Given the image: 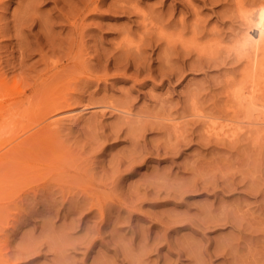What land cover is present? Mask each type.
<instances>
[{"label": "rangeland", "instance_id": "374dc122", "mask_svg": "<svg viewBox=\"0 0 264 264\" xmlns=\"http://www.w3.org/2000/svg\"><path fill=\"white\" fill-rule=\"evenodd\" d=\"M94 1L0 0V79L9 83L8 97L0 88V154L9 140L17 142L57 119L58 140L53 138L64 147L52 155L49 142L38 139L27 147L26 167H0L2 264H264V108L237 113L236 120L243 118L232 139L237 145L226 138L218 140L220 147L204 145L195 136L208 134L210 120L201 114L213 116L218 127L233 115L239 100L225 97V88L241 79L246 59L234 45L248 30L264 67V17L259 16L260 26L247 22L264 14V0H97L96 9ZM245 13L250 17L242 21ZM55 96L68 100L67 107L49 113L46 103ZM175 127L192 143L176 154L154 149L174 142ZM133 149L142 154L134 162ZM192 160L201 162L204 173L198 168L197 175H206L196 176L201 181L192 178ZM208 165H216L217 172ZM233 167L242 170L234 177L240 178L237 186ZM205 178L216 189L186 188L191 180ZM228 181L230 189L223 187ZM2 182H14L13 187L6 190ZM164 183H172L170 189ZM250 184L253 192L246 188ZM144 190L150 191L145 195ZM224 207L238 209L244 225L241 215H236L239 223L235 217L240 225L233 227L197 224L208 210L224 214ZM182 216L189 219L180 222Z\"/></svg>", "mask_w": 264, "mask_h": 264}, {"label": "bare ground", "instance_id": "6f19581e", "mask_svg": "<svg viewBox=\"0 0 264 264\" xmlns=\"http://www.w3.org/2000/svg\"><path fill=\"white\" fill-rule=\"evenodd\" d=\"M68 1V0H67ZM91 1V0H90ZM78 2H80V1H78ZM82 2V1H81ZM84 2H85V0H84ZM97 0L96 1H94L93 3H94V5L92 6L93 8H97V7H99L98 6V4H97ZM68 3V2H67ZM72 3H74V2H72ZM87 3V2H86ZM90 3L91 2H89V5H90ZM88 4V3H87ZM92 4V3H91ZM110 4V3H109ZM76 5V4H75ZM85 5V4H84ZM109 6V5H108ZM241 6V5H240ZM77 7V6H76ZM83 7V6H82ZM122 7V6H121ZM78 8V7H77ZM93 8H91V9H93ZM237 8V7H236ZM240 9H243V7L242 8H240ZM124 11H125V9H123ZM127 10V9H126ZM76 11V10H75ZM77 11H79V10H77ZM76 11V12H77ZM73 12V11H72ZM75 13V12H74ZM78 13V12H77ZM86 14V13H85ZM76 15V14H75ZM242 14H240V16H241ZM243 15H246V13L245 14H243ZM255 15V14H254ZM253 15V16H254ZM247 17L245 18H243V20L242 21H245V20H248L249 19V17L250 16H248V15H246ZM252 16V18H250V20H248L247 22L248 23H251V24H254V26H256L257 24L260 26V23H258V22H260V20H259V16H261V17H264V14H262L261 12L258 14H256V16H254L253 17ZM69 17V16H68ZM241 17H243V16H241ZM260 17V18H261ZM73 18V17H72ZM75 18V17H74ZM82 18V17H81ZM80 19V18H79ZM245 19V20H244ZM261 20H262V18H261ZM246 23V22H245ZM70 24V23H69ZM247 24V23H246ZM248 25V24H247ZM247 25H245V26H247ZM253 26V25H252ZM248 28V27H247ZM251 28V27H250ZM255 28V27H254ZM71 29V28H70ZM256 30H257V28H256ZM252 34V31L250 30H248L247 32H246V34H244L243 35V38H242V40H240V38L238 39V40H240V41H238L237 42V44L236 45H234V46H236L235 48H238V49H240L239 50V52L240 53H243L244 52V56H245V59H246V62H244V63H246L245 64V67H244V69L243 68H241L242 69V73H241V79H240V77H239V80H237L238 81V84L237 83H235V82H237L235 79V82H233V83H235V84H237V85H225L226 87L227 86H229L228 87V89H226L225 88V90H228V91H225L226 93V95H225V97L227 96V95H229V96H231V97H233V99L235 98L236 99V101L237 100H239L237 103V107H234L235 108V110L234 111H232V114L234 115H230L231 116V118H230V116L229 115H227V114H225V113H223V114H225V115H227V116H229L228 117V121L229 122H227V124H225L224 122V126L222 125H220L219 127L217 126V123H215V122H213V120L212 119H214V118H211L210 119V117H213V116H211V115H207V114H204V115H202L201 113V117H203V118H208V120H210V121H208L207 123L205 122V124L207 125L206 126V132L205 133H208V134H204V135H199V136H197L198 134H196L195 136H196V139H200L201 141H203V143H205L204 145H206V144H209V143H212V144H215L216 142V145L218 144V143H220V139H222V143H223V140H225V138H226V140L225 141H231L234 137H236V135L238 134V133H240L239 132V130L241 129L239 126L241 125H237V124H239L238 122H240L242 119H240V121H238V120H236L235 119V117L237 116V113H238V115H239V112L242 110V109H247L249 106H252V108H254V107H258V106H261V108H264V102H262V101H264V96H261V94H260V92H261V89H264V88H261V85L259 86V84H261L262 83V81L261 80H264V79H261V76H262V74H264V73H262V71H264V70H262L261 71V68H264V67H262L261 66V63H260V61L258 60V59H256L257 58V55H258V52L259 51H261L260 50V48L259 49H254V47H255V45H253L254 44V40L256 39V38H253V36L251 35ZM259 40L261 41V39H260V36H259ZM233 46V45H232ZM234 48V47H233ZM249 48H250V50L251 51H249ZM262 49V48H261ZM236 53H238V52H236ZM239 53V54H240ZM241 55V54H240ZM244 66V65H243ZM239 72V71H238ZM238 74V73H237ZM233 75V74H232ZM1 76V75H0ZM90 78V77H89ZM5 79V78H4ZM227 79H228V77H227ZM231 79V78H230ZM85 80V79H84ZM228 81H230V82H227V80H226V82L228 83V84H232V81L231 80H228ZM259 81H261V83H259ZM94 82V81H93ZM227 83H225V84H227ZM7 84H9L8 82H6L5 80H2V79H0V88H2V89H4V91H6L7 90V86H9V85H7ZM224 86V87H225ZM262 87H264V86H262ZM230 88V89H229ZM9 89V88H8ZM8 91V90H7ZM7 91H6V96L8 95V93H7ZM67 95V94H66ZM70 95V94H69ZM72 96V95H71ZM228 96V98L227 99H229V98H231V97H229ZM261 96V97H260ZM1 97H4L5 98V96H1ZM8 97V96H7ZM6 97V98H7ZM68 97V96H67ZM66 98V97H65ZM80 99V98H79ZM232 99V98H231ZM224 100H226V99H224ZM230 100V99H229ZM25 100H23V102H24ZM68 101V100H67ZM62 96H61V98L60 97H57V96H55L54 98L52 97L51 99H49V102H47L46 103V109L47 110H50L49 111V113H53V112H56V111H60V110H63V109H65V107H67V105H66V102H67ZM72 101V100H71ZM234 101V100H233ZM236 101L234 102V103H236ZM229 103H230V101H228ZM5 103V102H4ZM3 103V104H4ZM193 103H195V102H193ZM231 103H232V101H231ZM6 104V103H5ZM20 104V103H19ZM10 105V104H9ZM15 105V104H14ZM22 105H25V104H21V106ZM228 105V104H227ZM8 105H6V107H7ZM20 106V105H19ZM106 106V105H105ZM198 106V105H197ZM229 106V105H228ZM231 106V105H230ZM5 107V108H6ZM11 107H14L13 106V103H12V105H11ZM11 107L10 106H8L7 107V109L8 108H10L11 109ZM49 107V108H48ZM112 108L111 109H115V110H117L118 112H119V114L121 113V112H123V111H121V110H119L118 109V106L117 107H113V106H111ZM200 108H201V106H199ZM198 107V108H199ZM5 108H4V110H5ZM107 108L109 109V105H107ZM122 108V107H121ZM127 108H129V107H127ZM197 108V107H196ZM225 108V107H224ZM228 108V107H227ZM106 109V108H105ZM202 109V108H201ZM200 109V110H201ZM211 109V108H210ZM213 109V108H212ZM218 109V108H217ZM230 109V108H229ZM229 109H227V111H229ZM257 108H255V110H256ZM3 110V109H2ZM126 110V109H125ZM199 110V109H198ZM215 110V109H214ZM220 110V109H219ZM219 110H217V111H219ZM250 110H253V109H250ZM6 111V113H7V110H5ZM5 111H2V113L3 112H5ZM68 111H70V110H68ZM113 111V110H112ZM128 111V110H127ZM206 111V110H205ZM227 111H226V113H227ZM230 111H231V109H230ZM9 112H11L10 110H9ZM126 112V111H125ZM122 113V114H125L126 115V113ZM209 112H210V110H209ZM223 112V111H222ZM221 112V113H222ZM224 112H225V110H224ZM242 112H244V110H242ZM262 112V111H261ZM12 113V112H11ZM14 113V112H13ZM12 113V114H13ZM46 113V112H45ZM48 113V112H47ZM57 113H59V112H57ZM66 113V112H65ZM64 113V114H65ZM189 113V112H188ZM202 113H204L203 111H202ZM212 113V112H211ZM220 113V112H219ZM219 113H218V115H219ZM220 113V114H221ZM4 114V113H3ZM215 114V113H214ZM217 114V113H216ZM231 114V113H230ZM128 115V114H127ZM190 115H192L191 113H190ZM207 115V116H206ZM5 116V115H4ZM221 116H223V115H221ZM220 116V117H221ZM227 116H225V118L227 117ZM233 116V117H232ZM44 117H45V115H44ZM217 116H215V118H216ZM130 118V117H129ZM230 118V119H229ZM241 118V117H240ZM45 119V118H44ZM52 119V118H51ZM57 119V118H56ZM126 119V118H125ZM165 119V118H164ZM195 119V118H194ZM227 119V118H226ZM9 120V119H8ZM58 120V119H57ZM57 120H51V121H45V123L43 124V125H41V124H39L40 126H39V128H37V129H35V131L33 132V133H29L28 135H26V136H24L21 140H17V142H16V140L14 139L15 138V136H14V140L15 141H13V140H9V147L3 152V153H1L0 154V167H4V166H9L10 167V165H11V167H19L20 165H21V167H23V165H24V167H26V162L27 161H25L24 162V159L26 160V158L25 157H27L26 155H28L27 153H28V149H29V147L31 148L32 147V145H35L37 142L39 143L40 141L39 140H44V141H48L49 143H48V146H47V152H49V153H52V155L54 154H56V155H58V154H60L61 153V151H64V147H62L60 144L62 143H60L59 141V143H57L56 141L58 140L57 139V137H56V133L58 132V131H56V129L59 127L58 125V127H56V128H54L55 126H56V124L58 123V121ZM60 120V119H59ZM167 120V119H166ZM170 120H171V118L169 119V120H167V122L169 121L170 122ZM212 120V121H211ZM41 121V120H40ZM44 121V120H43ZM61 121V120H60ZM128 121V120H127ZM250 121V120H249ZM248 121V122H249ZM254 121V120H253ZM179 122V121H178ZM212 122V123H211ZM126 123V122H125ZM131 123H133V122H131ZM161 123V122H160ZM171 124L173 123V122H170ZM237 123V124H236ZM129 124V123H128ZM177 124V123H176ZM175 124V125H176ZM179 124V123H178ZM197 124V123H196ZM250 124V123H249ZM254 124V123H253ZM257 124V123H256ZM144 125V124H143ZM150 125V124H149ZM153 125V124H152ZM164 125V124H163ZM167 125V124H166ZM193 125H195V124H193ZM2 126V125H1ZM6 126H7V124H6ZM13 126V125H12ZM141 126V125H140ZM154 126H156L155 124H154ZM160 126V125H159ZM170 127H172V126H174V125H169ZM181 126V125H180ZM183 126V125H182ZM250 126V125H249ZM3 127V126H2ZM10 127V126H9ZM120 127V126H119ZM145 127V126H144ZM158 127V126H157ZM184 127H187L186 125H184ZM258 127V126H257ZM8 128V127H7ZM118 128V127H117ZM150 128V127H149ZM149 128H148V130H149ZM156 128V127H155ZM165 128V127H164ZM3 129V128H2ZM12 129H14L13 127H12ZM134 130H135V128H133ZM133 129L132 130H130V131H133ZM162 129V128H161ZM179 129V128H178ZM177 129V127H175L174 128V132L175 133H173V132H171V131H173V128H171V133L172 134H175V136H174V142H173V140L172 139H170V140H172L171 142L169 141L168 143L167 142H165V144L162 146L161 145V147L158 145H156V146H154V147H156V148H154V149H156L157 151L158 150H162L163 152L162 153H182V147H184L185 145H187V144H189L190 142L192 143V139H188V137H187V135H189L188 133H187V135H186V133H185V131L182 133V131H180L179 132V130ZM191 129V128H190ZM1 130V129H0ZM7 130H9V129H7ZM32 130V129H31ZM56 132H54V131ZM59 130V129H58ZM142 130H144L143 128H142ZM184 130H186L185 128H184ZM188 130V129H187ZM193 130V129H192ZM250 130V129H249ZM249 130H247V131H249ZM6 131V130H5ZM139 131V130H138ZM241 131V130H240ZM251 131V130H250ZM249 131V132H250ZM8 132V131H7ZM164 132V131H163ZM187 132V131H186ZM188 132H189V130H188ZM195 132V131H194ZM253 132V131H252ZM52 133H54V136H53V134ZM177 133V134H176ZM185 133V134H184ZM244 133V132H243ZM258 133V132H257ZM8 134H10V131H9V133ZM115 134H116V132H115ZM166 134H167V132H166ZM192 134V135H191ZM190 134V136H193L195 133H191ZM117 135H118V132H117ZM116 135V136H117ZM168 135V134H167ZM240 135V134H239ZM256 134H254V136H255ZM6 136V135H5ZM41 136V139L39 138ZM131 136V135H130ZM141 136V135H140ZM251 136H252V134H251ZM55 138V140H54V138ZM137 137V136H136ZM170 137H172L171 136V134H170ZM211 137H212V139H215V142L214 141H212V139H211ZM238 137V136H237ZM43 138V139H42ZM58 138H61V137H58ZM138 138V137H137ZM166 138V137H165ZM167 138H169V135H168V137ZM190 138V137H189ZM193 138V137H192ZM246 138V137H245ZM254 138H256V136L254 137ZM16 139H18V138H16ZM39 139V140H38ZM46 139V140H45ZM228 139V140H227ZM240 139V138H239ZM249 139V138H248ZM252 139V138H251ZM37 140V141H36ZM132 141H133V139H131ZM195 140V139H194ZM218 140H220V141H218ZM237 140V143H238V138L236 139ZM242 140V139H241ZM12 141H13V143H12ZM43 141V142H44ZM153 141V140H152ZM158 141V144H159V140H157ZM156 141V142H157ZM195 141H197V140H195ZM194 141V142H195ZM199 141V140H198ZM224 141V142H225ZM232 141H234V140H232ZM14 142H16V143H14ZM34 142V143H33ZM214 142V143H213ZM255 142V141H254ZM8 143V142H7ZM42 143V142H41ZM46 143V142H45ZM151 143V142H150ZM167 143V144H166ZM199 143H202V142H199ZM202 143V144H203ZM225 143H227V142H225ZM224 143V144H225ZM49 144H51L50 145V148L52 149V152H51V149L49 148ZM138 144V142L137 141H134V142H132V145L134 146V148H135V146ZM211 144V145H212ZM221 144V143H220ZM235 145L236 144V141H234V143H232V144H230L231 146L232 145ZM31 145V146H30ZM41 145V144H40ZM210 145V146H211ZM237 145V144H236ZM37 146V145H36ZM215 146V145H214ZM218 146H219V144H218ZM27 147H28V149H27ZM42 147V146H41ZM45 147H46V145H45ZM43 148L44 150L46 149V148ZM153 147V146H152ZM220 147V146H219ZM224 147H226V146H224ZM230 147V146H229ZM234 147V146H233ZM232 147V148H233ZM37 148V147H36ZM228 148V147H227ZM236 148V147H235ZM239 148H241V147H239ZM34 149V148H33ZM38 149H39V147H38ZM137 149H138V147H137ZM32 150V149H31ZM134 151H133V153L135 154L134 156H133V158H132V161L134 162V160L136 159V158H139V156H140V154H139V152H136L135 151V149H133ZM155 150V151H156ZM40 151V150H39ZM42 151V150H41ZM45 152H46V150H45ZM24 153V154H23ZM42 153H43V151H42ZM131 153V152H130ZM129 153V154H130ZM157 153V152H156ZM48 156V155H47ZM141 156H142V154H141ZM41 157V156H40ZM63 157V156H62ZM130 157H132V155L130 156ZM145 157V156H144ZM24 158V159H23ZM57 158H60L59 156H57ZM143 158V157H142ZM205 158V157H204ZM122 159V158H121ZM130 159V158H129ZM134 159V160H133ZM195 159V158H194ZM206 159V158H205ZM131 160V159H130ZM144 160H145V158H144ZM144 160H142V161H144ZM125 161V160H124ZM126 161H127V159H126ZM137 161H139L138 159H137ZM191 161V160H190ZM192 161H194V160H192ZM203 161V160H202ZM119 162V161H118ZM205 162V161H204ZM233 162V161H232ZM231 162V163H232ZM239 162H241V161H239ZM243 162H244V160H243ZM22 163H24V164H22ZM128 163H129V160H128V162L127 163H124V164H127L128 165ZM27 164H28V162H27ZM118 164V163H117ZM117 164H116V166H117ZM123 163H121V165H122ZM130 164H131V162H130ZM192 164V166H191V170L192 171H190V172H193V173H191V175H192V178L193 179H200V177H201V175H199L200 177H196V176H198L197 175V170H199L200 168L199 167H201L200 165H201V162H197V161H194V163H191ZM206 164H207V162H206ZM209 164V163H208ZM210 164H211V162H210ZM229 164H230V161H229ZM240 163H238V165H239ZM31 165L32 164H30V167H31ZM234 165V164H233ZM113 166H115V165H113ZM119 166H120V162H119ZM211 165H208V167H210ZM230 166H232L231 164H230ZM240 166V165H239ZM239 166H237V167H239ZM27 167H28V165H27ZM126 167V166H125ZM128 167V166H127ZM229 167V166H228ZM237 167H233V168H235V170L234 171H238V169L239 168H237ZM241 167V166H240ZM189 168V167H188ZM199 168V169H198ZM211 168H212V166H211ZM210 168V170H212ZM220 168V167H219ZM236 168H237V170H236ZM229 169H230V167H229ZM249 169V168H248ZM252 169V168H251ZM201 170V169H200ZM199 170V171H200ZM202 170H204V169H202ZM201 170V172H203ZM213 170H215L216 171V165H215V168L213 169ZM212 170V171H213ZM220 170H222V169H220ZM219 170V171H220ZM230 170H232V169H230ZM230 170H227L228 172L230 171ZM253 170V169H252ZM255 170V169H254ZM215 171H213V173L215 172ZM218 171V172H219ZM227 171H226V173H227ZM241 169H240V172L239 173H236L235 172V174L233 175L232 173L230 174V176H232L233 175V179H234V177H236L235 175L236 174H240L241 173ZM249 171V170H248ZM217 172V171H216ZM215 172V173H216ZM233 172V171H232ZM204 173V172H203ZM214 173V174H215ZM220 174H222L223 172H219ZM219 173H217V174H219ZM234 173V172H233ZM246 173V172H245ZM244 172H243V174H245ZM255 173V172H254ZM219 174V175H220ZM242 174V173H241ZM241 174H240V176H241ZM249 174V173H248ZM205 174H203V176H204ZM224 174H222V176H223ZM246 175H247V173L245 174V175H243L242 177L244 178V179H242V180H245L246 179ZM257 175V174H256ZM195 178H194V177ZM203 176L201 177V178H203ZM206 176V175H205ZM215 176V175H214ZM221 175H220V177H222ZM228 176H229V174H228ZM245 176V177H244ZM249 176H251L252 177V175H249ZM215 177H217V175L215 176ZM219 176H218V178H217V180L220 178ZM225 177H226V180H227V176L225 175ZM241 177V178H242ZM249 177L248 178V176H247V181L248 180H250L249 182H251V181H253V179L252 178H254V177ZM262 177H264V176H262ZM189 178V177H188ZM191 178V177H190ZM189 178V179H190ZM191 178V179H192ZM229 178H231V177H229ZM251 178V179H250ZM167 179V178H166ZM165 179V180H166ZM185 179V178H184ZM183 179V180H184ZM205 179H207L208 181H209V179L208 178H205ZM214 179H216V178H214ZM220 179H223V177L222 178H220ZM219 179V180H220ZM225 179V178H224ZM232 179V178H231ZM239 180H240V178H238ZM165 180H164V182H165ZM170 180V179H169ZM203 180V179H202ZM226 180L224 181V182H226ZM229 180V179H228ZM239 180H236V179H234V181H236L235 183H236V186H237V181L239 182ZM242 180L240 181V184L242 183ZM168 181V180H167ZM176 182H178L177 180H175ZM189 181V180H188ZM193 180H191L189 183H188V185H187V187H186V184H184L183 186H184V188H183V190L185 191L186 190V188H188V189H194V190H196V191H198V190H201V191H206V190H213V189H216V186H214V182H208V181H202V182H199V183H196V182H192ZM199 181V180H198ZM200 181H201V179H200ZM223 181V180H222ZM231 181V180H230ZM230 181H228L227 183H223L224 185H223V187L225 186L226 187V189H228L229 187L231 188L232 186V184H229L230 183ZM255 181V180H254ZM260 181V180H259ZM172 182V181H171ZM174 182V181H173ZM175 182V183H176ZM182 182V184L184 183V181H181ZM249 182H248V184H249ZM257 182V181H256ZM14 183V182H13ZM13 183H11L10 182V184L12 185ZM163 183V182H162ZM211 183H213V184H211ZM243 183H244V181H243ZM242 183V184H243ZM252 183V182H251ZM261 183V182H260ZM260 183L258 184V185H260ZM10 184L8 183V182H2V185L1 186H4L5 188H6V190H7V188L8 187H10ZM155 184V183H154ZM158 184H160V182H158ZM165 184V183H164ZM170 184H172V183H170ZM170 184H165V185H168L167 187L169 188V185ZM178 184V183H177ZM181 184V185H182ZM227 184V185H226ZM240 184H238V185H240ZM149 185H150V183H149ZM165 185H164V187H165ZM215 185H216V182H215ZM245 185H247V182L245 183ZM255 185V186H254ZM152 186H153V184H152ZM151 186V187H152ZM162 186H163V184H162ZM219 186V185H218ZM242 186V185H241ZM244 186V185H243ZM252 186H254V187H252V188H254V189H252V190H254V193L256 192V193H258L257 192V190L259 189L257 186H256V184H255V182H253L252 183ZM13 187V186H12ZM12 187H10V188H12ZM142 187V186H141ZM149 187V186H148ZM156 187H157V184H156ZM158 187H161V186H158ZM163 187V188H164ZM186 187V188H185ZM228 187V188H227ZM239 187V186H238ZM245 187V186H244ZM251 187V184L249 185V186H246V188L247 189H249ZM258 188V189H256V188ZM261 187V186H260ZM143 188V187H142ZM153 188V187H152ZM172 188H175V186L174 187H172ZM229 188V189H230ZM242 188V187H241ZM9 189V188H8ZM135 189V188H134ZM145 189H146V187H145ZM158 189V188H157ZM161 189V188H160ZM170 189V188H169ZM187 189V190H188ZM220 189H223V188H220ZM225 189V188H224ZM236 189V188H235ZM238 189V188H237ZM236 189V190H237ZM251 189H249V190H245V191H249V192H251L252 190ZM256 189V190H255ZM152 190V189H151ZM155 190V189H154ZM167 190V189H166ZM180 190L182 191V188H180ZM186 190V191H187ZM190 190V191H191ZM194 190H192V191H194ZM65 191V190H64ZM149 191L150 190H144V194L145 195H147L148 193H149ZM168 191V190H167ZM171 191H173L172 189H171ZM175 191V190H174ZM173 191V192H174ZM215 191V190H214ZM225 191V190H224ZM68 192V191H67ZM137 192H138V188H137ZM176 192V191H175ZM174 192V194H176ZM211 192V191H210ZM253 192V191H252ZM140 193V192H139ZM154 193V192H153ZM158 192H156L155 194H157ZM135 194H136V192H135ZM138 194V193H137ZM166 194L168 195V192H166ZM169 194H170V191H169ZM173 194V193H172ZM136 196V195H135ZM140 196V195H139ZM154 196V195H153ZM171 196V195H170ZM173 196V195H172ZM118 197V196H117ZM95 198V197H94ZM138 198V197H137ZM140 198V197H139ZM81 199H83V198H81ZM80 199V200H81ZM87 200H89V199H87ZM92 200V199H91ZM82 201V200H81ZM93 201H94V199H93ZM75 202V201H74ZM73 202V203H74ZM72 203V204H73ZM79 203V202H78ZM219 203V202H218ZM71 204V205H72ZM80 204V203H79ZM100 204V203H99ZM84 205H85V203H84ZM101 205V204H100ZM219 205V204H218ZM227 205V204H226ZM229 205V204H228ZM79 206V205H78ZM89 206V205H88ZM95 207H96V205H94ZM98 206V205H97ZM211 206V205H210ZM93 207V205H91V207H89V208H92ZM212 207V206H211ZM220 207H221V205H220ZM228 207H231V206H228ZM235 207V206H234ZM240 207V206H239ZM69 208V207H68ZM84 208V207H83ZM97 208V210L99 209L100 210V212L103 210V209H100V206H99V208L98 207H96ZM124 208L125 209H127V208H130V207H127V206H124ZM209 208V207H208ZM219 208V207H218ZM224 208H225V210H224ZM224 208H222L223 209V212H225V213H231V215H232V212L231 211H233V214H234V216H231L230 214H223V213H219L220 211L218 210V211H216V212H218L217 214H215V208L214 209H212L211 211L210 210H208L209 212L207 213L206 212V214L204 213V217L202 218L201 216L202 215H200V217L201 218H199V220H197V224H200V225H202V226H208V225H210V226H219V225H222V226H225V225H229V226H234V225H240L241 224V222H243L242 221V219L244 220V218L243 217H245V216H242V213L241 214H238L236 211H239L238 209H236L235 210V212H236V214H235V212H234V209H233V207H232V209L231 208H229V209H231V211H228L227 209L228 208H226V207H224ZM238 208V207H237ZM87 210V209H86ZM128 211H129V209H127ZM207 210V209H206ZM246 210V209H245ZM91 211V210H90ZM200 211H202L203 212V210H200ZM227 211V212H226ZM241 211V210H240ZM244 211V210H243ZM204 212H205V210H204ZM214 212V213H213ZM245 212V211H244ZM251 212V211H250ZM250 212H248V213H250ZM253 212V211H252ZM247 212H245L244 214H246ZM94 214V213H93ZM199 214V213H198ZM203 214V213H202ZM251 214V213H250ZM181 215V214H180ZM183 215V214H182ZM185 215V214H184ZM236 215H241L242 216V218H241V216H240V224H236V223H239V220H238V217L236 216ZM247 215V214H246ZM249 215V214H248ZM100 216V215H99ZM103 216V215H102ZM188 216V215H187ZM214 216H216V217H214ZM217 216H219V217H217ZM180 217V216H179ZM194 217V216H193ZM196 217V216H195ZM195 217L193 218L194 220H195ZM198 217V216H197ZM196 217V218H197ZM235 217H236V220L238 221H236V223H235ZM249 217H250V215H249ZM173 218H176V217H174V215H173ZM181 218H183L182 220H180V222H182V221H185L184 219H189V217L188 218H184L183 216L181 217ZM105 219V218H104ZM117 219V218H116ZM167 219V218H166ZM193 219H192V221H193ZM170 220H172L173 221V219H170ZM177 219H174V221H176ZM248 220H250L249 218H248ZM252 220V219H251ZM101 221V220H100ZM117 221V220H116ZM245 221V220H244ZM171 222V221H170ZM169 222V223H170ZM177 222V221H176ZM190 222H191V219H190ZM194 222V221H193ZM192 222V223H193ZM250 222H252V221H250ZM191 223V224H192ZM244 223V222H243ZM248 223V222H247ZM245 224V226L247 225V226H249L250 225V223L249 224ZM262 223H264V222H262ZM261 223V224H262ZM253 224H255V223H253ZM241 225H244V224H241ZM257 225V224H256ZM252 226V225H251ZM250 226V227H251ZM166 227V226H165ZM168 228V227H167ZM247 228V227H246ZM253 229H256V228H254V226L252 227ZM250 229V228H249ZM94 230V229H93ZM243 231V230H242ZM93 232V231H92ZM254 232V231H253ZM95 233V232H94ZM87 235H88V233H87ZM235 235V234H234ZM233 235V236H234ZM229 237V236H228ZM232 237V236H231ZM242 237V236H241ZM89 238V237H88ZM228 239V238H227ZM242 239V238H241ZM231 240V239H230ZM228 240H226V243L228 244V242H227ZM159 242V241H158ZM188 242V241H187ZM230 242V241H229ZM231 242H234V241H231ZM175 243V242H174ZM224 243H225V241H224ZM224 243H223V245H224ZM235 243V242H234ZM234 243L232 244L233 246H234ZM88 244V243H87ZM153 244V243H152ZM192 244V243H191ZM227 244H226V247H228L227 246ZM238 244H239V242H238ZM217 245V244H216ZM215 245V246H216ZM232 245H230V243H229V247L230 246H232ZM241 245V244H240ZM173 246V245H172ZM177 246H179V245H177ZM195 246V245H194ZM190 247V246H189ZM218 247H220V246H218ZM222 247V246H221ZM225 247V248H226ZM187 248V247H186ZM191 248V247H190ZM189 248V249H190ZM216 248L217 247H215L214 249V251H216ZM234 248V247H233ZM237 248V247H236ZM151 249V248H150ZM184 249V248H183ZM182 249V250H183ZM219 249V248H218ZM217 249V250H218ZM235 249V248H234ZM234 249H233V251H234ZM149 250V249H148ZM187 250H188V248H187ZM231 250H232V247H231ZM230 250V251H231ZM147 251V250H146ZM221 251V253L224 251V249H221L220 250ZM220 251H218L219 253H220ZM229 251V250H228ZM227 251V252H228ZM197 252V251H196ZM217 252V251H216ZM234 252H236V250L234 251ZM187 253V252H186ZM215 253V252H214ZM219 253H217L218 255H219ZM196 254H199V253H196ZM196 254H195V256H196ZM201 254V253H200ZM199 254V255H200ZM216 254V253H215ZM188 255V254H187ZM186 255V256H187ZM222 255V254H221ZM225 255H226V253H225ZM216 256V255H215ZM233 257V256H232ZM199 260V258H196V260ZM3 261H5V259L3 258V254L1 253V251H0V264H2V262ZM100 264V263H99Z\"/></svg>", "mask_w": 264, "mask_h": 264}]
</instances>
